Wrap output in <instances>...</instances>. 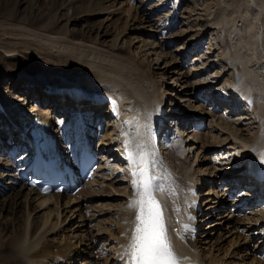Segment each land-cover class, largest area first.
Masks as SVG:
<instances>
[{"label": "bare ground", "instance_id": "obj_1", "mask_svg": "<svg viewBox=\"0 0 264 264\" xmlns=\"http://www.w3.org/2000/svg\"><path fill=\"white\" fill-rule=\"evenodd\" d=\"M117 1L46 0L43 5L42 0H31V2L0 0V124L5 121L7 126L11 125L7 112L17 111L28 116L37 111L43 130L36 136L40 139L44 137L48 146H56L59 155L63 157L68 148L64 150L62 145L65 142L62 144L63 141L57 139L59 132L52 126L54 117L51 106L48 105L49 102L47 103L48 99H53V110H56L60 124L67 123L66 129L70 135L69 117L75 114L73 112L76 111L75 107L82 113V126L89 129L92 141L96 138L97 124L103 129L104 134L102 138L100 137L101 145L95 148V152H99L101 164L109 165L111 159L114 162L111 163L112 174L102 173V183L106 182V187L110 190L111 188L119 192L121 189L125 190V193H122L126 197L113 198L116 199L114 201H118L116 205L119 209L118 212L116 211V216H112L114 222L107 224L94 235L96 245L101 246L107 253V256L102 257L105 259L102 264H126V258L122 260L121 254L133 235L139 212L138 207L131 205L141 198L143 184L148 177H151L150 182L154 191L157 192L159 189L155 196L164 206L167 234L175 253L181 258L180 264H253L254 262H248L250 251L256 254L264 252V0H211L213 4L212 2L210 4L215 8L212 16L197 11L200 13L198 17L192 20L189 14L185 19L189 27L188 31L190 29L194 31L192 39L196 38L200 46L197 48L196 45H192V39L191 43L186 42L179 50L184 55L183 60H186L187 48H189L187 53H190V49L204 51L206 34L210 29L215 28L218 37L222 38L221 44L206 47L207 50L201 58L208 54L209 59L206 63H202V72L206 73L205 69L210 68H204L209 62H213V68H219L217 77L222 80L218 85L224 83L228 90H225L226 100L216 104L223 107L222 110L227 116L229 115L228 117L236 116L234 113H244L245 116L241 115L236 120L253 121L257 135L250 136V139L248 136L249 140H240L236 136L226 137L225 141L232 142L230 146L225 145L201 153L200 162L193 171H190L189 167H182V162L178 161L180 163H178L180 166L178 172L168 168L163 163L165 158L160 154L161 138H156L160 130H156L153 125L157 122V118L164 119L163 115L159 114L161 108H163L162 113L164 112L165 91L164 84L160 81L164 73L161 72V77L158 78L151 70L154 60L158 64L160 56L168 55L165 51L166 47L174 49L176 45L175 39L170 38L169 32L174 27L173 21L178 18V11L174 10L172 1L166 3L157 0L160 3L158 6L166 3L164 8L168 12L165 13L166 18L163 21L159 20L152 26L150 13L143 12L145 7L151 8L149 12L153 10L148 6L149 1L128 0L129 3L140 2V4L132 6L133 13L128 15L122 29L120 28L119 32L117 30L110 45H105L104 41L109 37L108 30L105 31L103 25L92 24V20L97 13H109L110 9L116 7ZM198 4L200 2H194L195 10H198ZM206 6L204 9L200 6L199 10L208 11ZM154 13L153 10L152 15ZM105 19H109V16L106 15ZM79 22L84 23L83 29H78ZM145 24L151 26L154 37L150 35L148 39L142 38L143 45L136 48L137 53L131 50L130 45L126 48L117 45L120 37L140 31L141 26ZM140 38L141 35H136L130 39ZM142 51L144 53L141 55ZM153 55H156L155 58L150 60ZM231 64L232 72L229 73ZM170 65L171 63H166V70L171 69ZM171 71L175 74L176 69ZM179 80L178 76L176 81ZM239 80H246L247 86L239 89L230 88L237 87ZM202 83L211 82L203 80L194 83L195 93L192 96L197 95L201 99L196 98L198 103L210 100L207 96L209 86L205 84L206 86L202 88ZM218 85L211 97L215 102L218 100L214 94L223 88ZM10 88L18 90L10 93ZM175 90L176 87L173 91ZM183 100L190 101V99ZM39 103H42L41 107L38 106ZM105 103L109 104L108 112L103 109ZM173 103L175 108L176 101ZM199 106L202 109L207 107L206 104ZM4 108H7V112ZM70 110L72 113L68 114ZM146 110L151 116L147 122L150 128L149 134L143 135L137 131L145 125L143 115ZM169 112L174 116L177 114L179 120L170 119L172 123L174 122L175 130L171 131L172 127L170 135L163 139L170 144L168 149L173 148L176 152H180L175 159L184 161L183 154L197 146L190 140L191 134L194 133L195 125L202 122L194 117L184 119L177 110L174 112L170 109ZM162 122L164 123V120ZM189 124L190 126L185 128ZM188 130L189 132L185 133ZM0 131L4 133L1 128ZM213 137L215 138L213 145L223 142L219 136ZM13 140L15 146L9 156L15 161L9 160L8 169L16 168L19 163L23 164L27 156L25 148L30 141L21 138L19 133L15 134ZM156 141L159 143L157 144ZM6 145L4 141L3 146ZM130 152L134 160L130 158ZM189 153L190 151L187 154ZM211 155L220 163L218 169L221 171L225 168L234 170L237 166L248 173L241 175L235 169L236 178L222 177L220 173L212 177L213 174H207L201 164L202 160H209ZM230 162L235 164L230 165ZM184 163L186 164L185 161ZM258 164H260L258 170H255ZM116 166L121 169L119 175H116ZM10 171L12 174L7 175L13 179L5 181V185H9V188L0 186V215L4 209H7L10 215L7 228L6 224L0 221V264H89L90 260L87 261L84 255L88 244L84 230H75L73 234L67 233L64 237L61 235V240L50 235L63 233L64 230L69 229V227L62 228V223L69 218V215L64 216L63 222L58 216L54 224L49 223V217L54 210L49 206L53 205L52 207L58 210L60 215V209L64 205L63 210L71 212L72 215L79 212L82 217L83 204L91 196L88 193L82 197V193H87L93 188L94 177L87 184V188L83 187L82 191L74 196L68 193L43 196L28 186V178L22 174V168L17 174ZM200 172H203V178L196 176ZM15 179L19 180L18 185L12 181ZM136 182H139V188ZM198 182L208 186L202 195L208 194L204 202L207 205L206 210L209 209L211 212L204 218L218 219L217 222H212L210 227L213 226L211 228L215 229V226H218L223 229L225 226L226 233L232 235L240 228L242 233L246 231L249 233V237L243 243L239 241L242 250L233 254V257L239 259L238 262L229 260L228 263H223L230 247L238 245V240L231 242L223 257L212 255L208 258L202 252L203 249L199 250L198 242L191 238L190 234L186 238L180 235L179 228L182 222L188 219V215L192 214V222L196 223L195 215L199 206V191L196 188L199 187L196 186ZM241 183L249 185V188L240 185ZM117 184L122 185L121 189ZM218 189H222L219 195L215 191ZM242 189H247L252 194L251 198H248L247 194L237 195ZM92 191L94 195H98L94 190ZM36 199L40 200L39 204H34ZM224 206L228 207L226 213H222ZM40 207L46 210L49 208V211H46L45 215H39L37 209ZM108 207L112 209L114 206ZM98 213L99 211L93 216L96 217ZM216 213L217 215L214 216ZM104 232L107 233L108 239L102 236ZM208 235L210 236L211 233ZM222 238L218 235L216 242ZM218 245V249H221L224 244Z\"/></svg>", "mask_w": 264, "mask_h": 264}, {"label": "rangeland", "instance_id": "obj_2", "mask_svg": "<svg viewBox=\"0 0 264 264\" xmlns=\"http://www.w3.org/2000/svg\"><path fill=\"white\" fill-rule=\"evenodd\" d=\"M127 1L128 0H118L116 7L113 9H110L109 13L108 12L97 13L93 17L92 24L103 25V29L105 31L108 30L107 32H108L109 37L104 41L105 45H108V44L110 45L112 43L111 41L114 40V35H116L117 30L119 32V29L120 28L122 29L128 15L130 13H133V7L132 6L133 5L136 6V5L140 4V2H135V3L130 2L129 3ZM148 1H149L148 6H151L155 13H154V15H152L153 10H151L149 12V9H151V8H147V7H145V11H143V12L150 13L149 15H151L150 18L152 19L151 23H152V26H154L157 23V21H159V20L163 21L166 18V16H164V15L168 11H166L167 9L164 8V5L167 2H169V0H167V1L162 0L163 2H166V3H163L162 6L161 5L158 6V4H160V3L157 0H148ZM212 1L211 0H170V2L173 3V5H174V10L178 11V18H176L174 20L175 22L173 21L174 27H173V29L171 28L170 32H169L170 38L172 40L175 39L176 45H175L174 49H170L169 46L166 47L165 51H166V53H168V55H166L165 57L163 55L160 56V58H159L160 60H159L158 64H156L157 63L156 60H154L152 62L153 68L151 70H152L153 75H155V76L157 75L156 77L160 78L161 72L164 73L163 74L164 76L160 78V81L164 84L163 87H164V91H165V93H164L165 102L163 104V107H164L163 113H166V108L168 110L173 109L174 112L177 110V111H180L179 113L183 115L184 119H185V117L187 119H192L194 117V118L198 119L199 121H201L203 124L201 128L195 129V130L193 129L194 133L191 134L192 138L190 140L192 142H195L197 146L194 147L192 150H188L185 153V155L183 154V156H182L183 160L186 162L187 165L184 163V161L178 160V158L175 159L177 157V155H180L179 154L180 152H178V151L175 152L174 151L175 149L172 150L173 148L168 149L167 146H165V145L162 146L163 147L162 152H163V155H165V157H166V163H168V167L175 169L176 171L179 170V168H180V166L178 165L179 162L180 163L182 162V165H183L182 167H184V166H186L184 168L189 167L188 169H190V171H193V169L196 168V166L200 162L199 157H200L201 153H205L209 149H215V148L218 149V148L223 147L225 145L230 146L232 142L230 140L225 141L226 137L227 138H229V137L233 138V136H236V137H239L240 140L241 139L242 140L243 139L249 140L250 136L255 137L257 135V133H256L257 128H256V125L253 124V121H250V120L248 121V119H244V120H241L242 122H240L239 120H236V119H239L241 117V115L245 116L244 113H241V112L240 113H234V114H236V116L228 117L229 115L227 116L224 113V111L222 110L223 107L217 108L216 103H218V102L217 101L215 102L213 99L211 100V97L213 95V94H211V91H213V93H214L215 89L217 88V85L222 80V78L218 79L217 72L219 71V68H217V67L213 68L212 67L213 62H209L207 64L208 66L204 67V68L210 67L209 69H205L206 73L202 72L203 71L202 63H206L208 61L209 55L206 54L203 58H201V55H203V53L206 52V50H207L206 47H209V46L215 47L216 45L220 46V44H221L220 40L222 38L218 37L219 34L215 30V28L210 29L208 31V33L206 34V38L204 40V42H205V50L204 51H200V50L199 51H193L190 49V53H187V51L189 49V48H187V51H186L187 56L185 58L186 60H183L184 55L179 52V50L185 46L186 42H190V40L192 39L193 33H194L193 29L192 30L190 29L188 31L189 27L187 26L188 24H187V22H185V19L189 17V14H190L192 20L194 18L198 17L200 15V13L203 15L210 14L212 16L215 13V10H214L215 8H213V5H212L213 2ZM30 2H31V0H30ZM194 2H198V3L200 2V4L203 3L202 4L203 6L198 4L199 5L197 8L198 10H195ZM210 2H212V4H210ZM45 3H46V0H42V4L45 5ZM206 4H208V5L210 4L209 6L207 5L208 11L206 10V12L205 11L202 12L201 10H199V9H201V7H202V9H204ZM209 7H210V9H209ZM21 9H23V8H21ZM197 11L198 12L200 11V13H198ZM106 15L109 16V19H105ZM77 27H78V29H83L84 23L79 22L77 24ZM77 27H76V29H77ZM152 30L153 29H151L150 25L145 24V26H141L140 31H137L135 33L130 32L125 37H120L117 45H119V47H125V48L127 45H130L131 50L133 52L137 53L136 48L143 45L142 44L143 42L141 39L142 38L148 39V37L150 38V35L151 36L154 35L151 32ZM136 35H141V38L140 39H134V40L130 39ZM227 38H229L228 35H227ZM193 39L191 40L192 43L191 42L190 43L192 45H196L198 48L200 46V43L196 42V40H197L196 38H193ZM211 44H212V46H211ZM144 51H145V49H144ZM144 51L141 52V55H142V53H144ZM158 51H160V49H158ZM155 56L156 55H153L152 57H150V60L154 59ZM166 63L167 64L171 63V65H170L171 69L169 71L166 70ZM175 69H176L175 74L171 73L172 72L171 70H175ZM231 69H232V64L229 66V70H230L229 73L232 72ZM198 73H200L201 75H198ZM193 74H196V75L193 76ZM178 76L180 78L179 82L176 81V78ZM203 80H205V81L209 80L211 82L210 84H207V83L201 84L202 88L205 87L206 85L209 86L207 89L208 90L207 96L209 97V99L211 101L210 100L208 102L201 101V103H198V101H196V100L197 99L201 100V99L197 95L192 96V94L195 93L194 83L197 81L199 83L200 81H203ZM220 85L223 87L225 86L224 83H221ZM220 85H218V86L221 88ZM175 87H176V90L173 91V89ZM222 89L223 88H221L219 92H222L221 91ZM17 90H18L17 88H10L9 91H10V93H15V91H17ZM167 91H169V92H167ZM209 94L211 96H209ZM192 98L195 99V101H192L193 100ZM183 99H190V101H192V102L186 101V100L184 101ZM52 101H53V99H52ZM173 101L174 102L176 101V103H175L176 107L175 108L173 107V104H174ZM202 102L204 104L208 103L206 105L208 107L204 106L205 108L202 109V107L199 106V105H202V106L204 105ZM41 104L42 103H39L38 106H41ZM34 105H36V102L34 103ZM48 105L52 107L53 103H52V105L50 103ZM178 105H179V107H178ZM46 106H47V104H46ZM103 109L108 112L110 110L109 104L105 103L103 105ZM217 109H218V111H217ZM4 110L6 111L7 108H4ZM51 110H53V107ZM210 112H212L214 114H212ZM7 113L11 114V112H7ZM17 113H19V112H17ZM69 113H72L71 110L68 111V114ZM171 113L168 111V115H170ZM215 113H216V115H215ZM52 116L54 117L53 118L54 122L52 123V126L56 129V131H61L63 126H60L62 124H60V121H59L60 118L57 117V112H54V114L52 113ZM174 117L175 116L172 114V116H170L168 119L164 120V126L167 125L166 129H168V131L166 132L167 133L166 136L170 135L169 134L170 130L174 126V122L172 123V120H170V119L173 118L175 120H177V119L179 120V118H174ZM63 118L64 117H62V119ZM247 118H249V117H247ZM97 121H98V119H97ZM235 121H236V123H234ZM105 123H106V120H105L104 124ZM65 124H67V123H65ZM189 126H190V124L186 125L185 128H187ZM98 130H99L98 143H100V144L97 146H100L101 145L100 140H101L104 133H102L103 129L100 128V125L97 124L96 134H97ZM174 130H175V127H173V129L171 131H174ZM221 130H223V131H221ZM160 131H161V129H160ZM188 132H189V130L185 131V133H188ZM176 133H175V135H176ZM60 134H62V140H65L66 139L65 133L63 134L61 131ZM60 134L59 133L57 134L58 141H60V139H61ZM96 134H95V136H96ZM214 135L217 137L219 136L223 142H219V145H213L212 143H214L213 140L215 138L214 137L212 138V136H214ZM166 136H164V137H166ZM248 136H249V139H248ZM176 137H178V135ZM187 138L188 137H185V139H187ZM95 140H96V138H95ZM8 141H10V144H8ZM159 141H158V143H159ZM61 143L64 144V142H61ZM164 143H165L164 139L161 138L160 144H164ZM5 144H7L6 145L7 148L3 146V153H4V155L6 153L8 155L7 156L0 155V164H1V167H0V176H1L0 186H2L4 188H9V185H5V183H6L5 181H7L8 179H10L12 177L8 176L7 174L8 173L12 174V172L10 170L14 171L13 172L14 174L15 173L17 174V172H19V170H20L21 163L17 164L16 168H14V169L12 167H9L10 169H8V165H9L8 163H10L9 160H12V162L15 161L9 156L11 149L15 146V143L12 140H5ZM160 144H159V148H160ZM165 148H167V149H165ZM0 150H1V154H2V149H0ZM189 151H190V153L187 154ZM3 157H5L6 160L3 159ZM201 158L203 159L202 156H201ZM238 158H240V157H238ZM113 162L114 161H112V159H111L110 164ZM101 163H102V160H101ZM13 164H15V163H13ZM103 164L101 166L102 169L100 166H98L101 169L99 172H101V173L107 172V174H112V172H111V169L113 168L112 164L111 165L109 164L110 166L108 164H105L106 166ZM201 164L203 165V170H206L207 174H211V173L213 174L212 177H214V175L222 172L221 169L220 170L218 169L220 167V165H218V164H220V163L218 161H215V159L212 155H211V158L209 160H207V161L202 160ZM177 166H178V168H177ZM235 169H236V172H238V174H241V175L242 174L246 175L248 173L244 169H242V167L235 166ZM248 169H250V166ZM119 171H121V169L119 167H117L116 175H119ZM102 175L103 174L98 175V177L96 178L97 182L94 178L95 181L93 184V188L90 191H88L87 193H82V197H85L88 193L91 195L90 198L88 200H85V203L83 204L84 207L82 208V211H81L82 217H80L79 212H76L74 215H72L71 212H68V211L66 212V210H63L64 205L62 206V209H60V215L58 214V210H56L55 208L52 207L53 205L49 206L50 208L54 209L51 213V216L49 217L50 218L49 223L54 224L56 222L58 216H59V220H62V222H63L64 216L67 214L69 215V218H67V220H65L62 223L63 229L64 228L66 229L67 227H69V229L67 228L66 231L65 230L63 231V233L62 232L61 233H52L50 235L55 236L56 239L61 240L62 239L61 235H63L62 237H64L65 235H67V233L73 234L75 230H79V229H81L82 231L84 230L85 238H86V241L88 243L86 245L87 248H86L84 255L87 258V261H88V259L90 260L89 264H102V263H104L105 259H103L102 257L107 256V253L105 252V250L101 246L98 247L96 245V242H95L96 238L94 237V235L99 233V231L104 226H106L107 224H109V223L112 224L114 222V221H112L113 220L112 216H116L119 209H117L118 206L116 205L118 201H114L116 199H113V198H116V196L126 197L122 193L125 190L121 189L122 185H120V184H117V186H119V188L121 189L120 192L115 188H111V190L107 189L106 182L102 183ZM196 176L197 177L199 176V178L202 176L201 178H203V172L198 173ZM196 186H199L196 188L198 189L199 195H201V199H202L201 211H200L199 215L197 214L201 220L200 222H199V218H197V215H196V218H197L196 223L199 224L198 226L200 228L198 229L199 230V233H198L199 236H197V238H195V239H196V242H198L199 250L203 249L202 252L204 253V255H207L208 258H211L212 255L219 256L221 258L227 253L226 251L228 249V246L231 244V242H233L234 240L235 241L238 240V242H237L238 245H234V246L230 247L229 254H228V256L225 257L223 263H225L229 260L230 261L236 260V262H238L239 259L237 257H233V254L235 252H239L240 250H242L241 249L242 247L239 245V241L241 243H243L244 240L247 237H249L248 236L249 233L247 231L242 233V229L240 228V229H238V231H236V233H234V235L228 234V233H226L227 229L225 226H223V229L219 228L218 226H215V229H212L211 227H213V226L210 227V225L212 224V222L213 223L217 222L218 219L214 218V217H212L211 219L208 217H207V219L204 218V216H206L207 214H209L211 212V210H209V209L206 210L207 205H206V202H204V199H205V197L208 196V194H206L207 196L202 195L208 189V186L203 185L200 182H198L196 184ZM2 187H1V189H2ZM92 190H94L95 193H97L98 195H94L93 194L94 192ZM81 191H79L78 193H80ZM215 191H216L217 195L222 193V189H220V190L218 189ZM76 194L77 193L73 194V196ZM223 200H226V199L223 198ZM230 200H231V198H230ZM39 203H40V200H38V199H36L34 201V204H39ZM110 204L114 206L113 207L114 209L112 208L113 210L108 207V206H111ZM199 206H200V204H199ZM199 206H198V208H199ZM227 209H228V207L226 208L224 206L222 208V213H226ZM46 211L48 212L49 208H47V210L43 209V207H40L37 209V212L39 215H45ZM98 211H99L98 215L96 217H94L93 215ZM215 215H217V213L214 214V216ZM108 218H109V220H108ZM9 219H10L9 211H7V209H4L2 211V214L0 215V221L2 223L6 224V228L9 225L8 224ZM222 231H224V232H222ZM209 233H211L210 236L208 235ZM240 234H242V235H240ZM50 235H48V237H51ZM218 235H221L223 238L221 240H219V242H216ZM102 236L105 239L109 238L107 233L103 234ZM218 244H221V245L224 244V245L222 246L221 249H218V247H219ZM251 250H253V248H251ZM100 257H101V259H100ZM254 257H255V253L250 251V254L248 257V262H251V263L257 262L258 263L259 261L256 259V257L255 258ZM99 260H100V262H99Z\"/></svg>", "mask_w": 264, "mask_h": 264}, {"label": "snow or ice", "instance_id": "obj_3", "mask_svg": "<svg viewBox=\"0 0 264 264\" xmlns=\"http://www.w3.org/2000/svg\"><path fill=\"white\" fill-rule=\"evenodd\" d=\"M129 156L134 160L131 152ZM150 181L151 177L145 179L141 198L131 205L138 207L139 212L133 235L121 259L126 258V264H180L181 258L175 253L167 234L164 209ZM136 183L139 188V182Z\"/></svg>", "mask_w": 264, "mask_h": 264}]
</instances>
